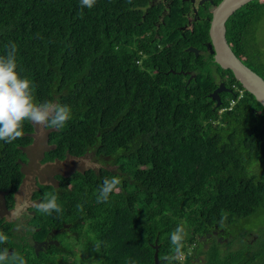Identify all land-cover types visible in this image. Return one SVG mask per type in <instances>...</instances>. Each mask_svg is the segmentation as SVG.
<instances>
[{"label": "trees", "instance_id": "16d2710c", "mask_svg": "<svg viewBox=\"0 0 264 264\" xmlns=\"http://www.w3.org/2000/svg\"><path fill=\"white\" fill-rule=\"evenodd\" d=\"M146 3L96 0L88 8L81 0H0V55L15 43L36 100L72 107V119L53 136L62 155L81 156L89 148L118 167L78 175L69 199L104 251L100 264H154L155 244L160 264H169L170 236L181 225L183 264H255L264 254V233L258 230L262 243L247 256L220 253L222 234L213 230L233 238L236 225L264 213V108L231 71L185 52L187 40L162 25L157 35L155 19L141 17ZM263 17L258 1L234 13L227 40L264 79V39L255 33ZM214 67L243 92L231 108L235 93L219 107L208 96ZM181 68L196 79L187 83ZM26 131H32L29 122ZM24 141H0V150ZM113 176L121 184L97 203L104 179ZM194 253L204 260L195 262Z\"/></svg>", "mask_w": 264, "mask_h": 264}, {"label": "flooded vegetation", "instance_id": "af4514ba", "mask_svg": "<svg viewBox=\"0 0 264 264\" xmlns=\"http://www.w3.org/2000/svg\"><path fill=\"white\" fill-rule=\"evenodd\" d=\"M145 1L147 3L140 8L144 13L141 17L144 19L148 15L155 19L157 35L162 34L158 31L159 26H166V30L168 29L172 35L178 34L180 38L187 40L189 44H185L188 45L184 49L185 52L194 49L196 55L191 54L202 63L210 61V58L214 59L215 47L211 39L210 26L214 10L222 0ZM254 1H258V4L264 2L253 0L234 13L243 11ZM229 18L227 20H230ZM226 38L228 39L227 27ZM229 45L233 49L230 42ZM241 61L243 62L242 59ZM216 71L214 67V74L221 76L223 93H229L232 78L228 73ZM56 131V129L41 131L46 140L40 142L42 147L38 149L31 148L34 143L32 129L24 133V144L16 145L15 150H0V233L8 237L5 243L0 244V250L7 248L10 255L18 254L26 264H100L99 258L104 251L102 248L96 250L95 239L92 244L84 245L83 242L89 237L84 238L82 231L79 230L82 216H73V211H68L71 204L61 200L72 194L78 175H84L88 171L98 175L100 171H117L118 167L111 163V157L97 155L88 148L79 156H84L87 163L75 167L71 174L67 170L62 171L65 176L51 170L45 173L46 166L74 156L67 151L61 154V149H58L53 141ZM40 138L42 139V135ZM37 175H41L45 182H41ZM51 195L57 196L60 212L52 211L51 214L39 212L36 205ZM213 234L224 235L223 230L218 227L213 230ZM222 235L218 239L222 238ZM105 256L110 258L109 253Z\"/></svg>", "mask_w": 264, "mask_h": 264}, {"label": "clouds", "instance_id": "9594fccd", "mask_svg": "<svg viewBox=\"0 0 264 264\" xmlns=\"http://www.w3.org/2000/svg\"><path fill=\"white\" fill-rule=\"evenodd\" d=\"M95 2L96 0H81V7L87 6L88 8H92ZM228 21L229 20H226L227 23ZM226 22L225 29L227 27ZM255 32L257 35L256 27ZM257 37L259 38L258 35ZM225 41L232 51L233 49H231L227 38ZM232 52L237 57V59L241 61L239 58H243L241 53L239 55L235 53L234 50ZM16 53V44L11 43L6 54L0 55V141H4L9 144L16 141L18 138L23 137L25 122L39 126L42 131H45L48 129H63L65 125L72 119V107L70 105L56 102L54 103L51 101L40 103L36 100L34 94L35 84L30 78L22 75L23 70L19 69ZM188 53H194L196 55V51L194 49H190ZM214 60L215 59H212V61L215 63ZM245 66L248 67L247 65ZM221 69L228 71L227 69ZM169 72L176 74L174 71ZM177 73L188 77V80L186 81L187 83L196 79L195 74H193L190 70L187 71L182 69ZM220 77L221 76L218 74L213 75L215 87L208 93V96L212 101H214L216 107H219L227 99L228 95L234 96L232 93H235L237 95L236 98L229 101V108H231L235 105L236 99L240 100L244 96L243 92L238 84L232 79V82L229 85L230 92L223 93V85L220 83ZM235 81L239 82L236 79ZM220 94L221 99L219 97ZM120 184L121 178L118 176L105 178L102 186L99 189L97 203L107 202L109 200L110 194L116 191ZM36 208L39 212L46 214H51L52 211L57 213L60 212L56 195L46 196L42 202L36 205ZM184 236L185 233L182 225L178 226L175 231L171 233L170 239L171 245L173 246L172 255L164 257L165 260L169 261V264H171V261L173 260L179 261L178 264H183ZM7 239L8 237L6 235L0 233V244L5 243ZM99 248L100 244L97 243L96 250L98 251ZM160 263L161 260L159 264ZM0 264H26V262L16 253H12L10 255L8 249L4 248L3 250H0Z\"/></svg>", "mask_w": 264, "mask_h": 264}, {"label": "water", "instance_id": "95a60500", "mask_svg": "<svg viewBox=\"0 0 264 264\" xmlns=\"http://www.w3.org/2000/svg\"><path fill=\"white\" fill-rule=\"evenodd\" d=\"M253 0H222L218 7L214 10L213 18L210 26L211 39L215 47L214 61L223 69L230 70L235 79L238 80L241 86L251 94L254 99L264 108V79L257 73L246 67L230 50L225 41V22L226 20L243 5L251 2ZM55 103V102H54ZM33 133L32 138L34 140L31 148L38 149L42 147L40 143L42 140L45 141L46 138L44 134H41V128L30 123ZM42 135V139L40 136ZM39 159V158H37ZM87 163V159L82 157H69L63 162L56 161L53 164L46 166V172L49 173L50 170L56 174H63L64 171H69L70 174L75 171V167H79ZM36 167L38 164H35ZM63 171V172H62ZM32 179L34 175L31 176ZM41 182H45L41 178V175H37ZM154 264H159L158 259V246H154Z\"/></svg>", "mask_w": 264, "mask_h": 264}, {"label": "rangeland", "instance_id": "374dc122", "mask_svg": "<svg viewBox=\"0 0 264 264\" xmlns=\"http://www.w3.org/2000/svg\"><path fill=\"white\" fill-rule=\"evenodd\" d=\"M256 31H257V35L260 38L264 39V17L260 20L258 26L256 27ZM72 194L67 195V198L62 199L61 201L66 200L68 201V204H71V207L73 208V214H72L73 216H82V225L79 226V230L82 231L84 238L89 237L83 243H85L84 245L92 244L94 237L92 235V231L89 225L87 224V221H85V219L83 218V213H82L81 208L78 207L77 205L78 203L76 204L74 200L73 201L69 200L72 198ZM239 224L236 225V228L233 232V235H234L233 238L232 236L230 238V236L226 235V237L223 236L222 238L219 239L221 241L220 242L221 245L219 247L220 253L224 254L226 249L227 251L229 250L231 252H235L237 250H240V251L243 250L246 252L245 254L247 256H251L258 251V243L260 244L262 243L261 241H258L259 236H261V234L258 233V230L264 233V228H262L264 225V213L258 214L255 219H252L246 222H241ZM74 228L76 229V227ZM243 232L246 233V236L244 238H241V240L236 238V234H241ZM230 240H232V242ZM205 245H207L205 247L208 249L209 243H206ZM226 245H229V246L226 247ZM73 249L74 247L71 250ZM193 258L195 259V262L198 260H202V261L204 260L203 254L195 255L194 253ZM263 260H264V254L255 260V264H259Z\"/></svg>", "mask_w": 264, "mask_h": 264}]
</instances>
